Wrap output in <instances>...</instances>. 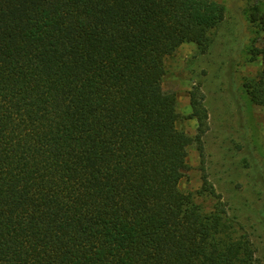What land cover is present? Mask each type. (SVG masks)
I'll return each mask as SVG.
<instances>
[{"label": "trees", "instance_id": "16d2710c", "mask_svg": "<svg viewBox=\"0 0 264 264\" xmlns=\"http://www.w3.org/2000/svg\"><path fill=\"white\" fill-rule=\"evenodd\" d=\"M223 18L212 0H0V264H264L205 175L210 211L179 189L208 114L195 89L196 135L177 128L165 60ZM253 55L264 109V37Z\"/></svg>", "mask_w": 264, "mask_h": 264}, {"label": "rangeland", "instance_id": "374dc122", "mask_svg": "<svg viewBox=\"0 0 264 264\" xmlns=\"http://www.w3.org/2000/svg\"><path fill=\"white\" fill-rule=\"evenodd\" d=\"M212 1L223 6L224 18L205 51L186 43L165 60L162 87L176 96L177 128L196 135L189 97L195 89L208 114L203 158L195 145L188 148V171L179 189L210 211L213 200L199 193L205 175L264 263V109L250 101L244 87L261 67L253 50L261 47L264 32L251 23L250 15L255 9L264 13V0Z\"/></svg>", "mask_w": 264, "mask_h": 264}]
</instances>
